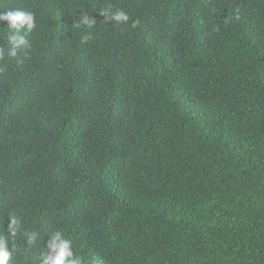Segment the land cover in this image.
I'll return each mask as SVG.
<instances>
[{
    "label": "trees",
    "instance_id": "1",
    "mask_svg": "<svg viewBox=\"0 0 264 264\" xmlns=\"http://www.w3.org/2000/svg\"><path fill=\"white\" fill-rule=\"evenodd\" d=\"M9 9L37 27L10 57L0 23L7 264H53L57 233L81 264H264V0Z\"/></svg>",
    "mask_w": 264,
    "mask_h": 264
},
{
    "label": "clouds",
    "instance_id": "2",
    "mask_svg": "<svg viewBox=\"0 0 264 264\" xmlns=\"http://www.w3.org/2000/svg\"><path fill=\"white\" fill-rule=\"evenodd\" d=\"M104 16V21L107 23L115 21V23L126 24L129 21L128 14L122 9L112 10L111 8L101 10ZM82 24L92 27L96 20L87 14H82ZM7 21L6 28L8 29L6 45L8 47V55L16 57L19 52H22L25 57L28 55V50L31 48L26 34L36 29L37 23L35 14L31 11L23 9H9L7 11L0 10V23ZM138 21H132V27H136ZM87 39V37H84ZM4 56V49L0 48V59ZM5 116L0 113V117ZM55 240H60L59 248L56 252L53 264H81L79 259H72L73 252L70 241L62 240L59 233L54 237ZM9 253L5 246L0 243V264H7Z\"/></svg>",
    "mask_w": 264,
    "mask_h": 264
}]
</instances>
